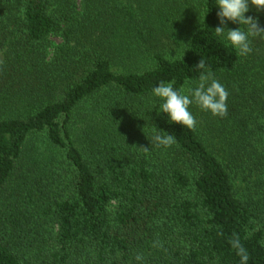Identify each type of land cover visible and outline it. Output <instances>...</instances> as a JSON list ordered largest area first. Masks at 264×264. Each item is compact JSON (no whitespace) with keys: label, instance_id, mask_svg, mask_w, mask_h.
<instances>
[{"label":"trees","instance_id":"1","mask_svg":"<svg viewBox=\"0 0 264 264\" xmlns=\"http://www.w3.org/2000/svg\"><path fill=\"white\" fill-rule=\"evenodd\" d=\"M219 11L0 0V264H240L234 234L264 264V38L239 56ZM200 59L228 115L191 105V131L157 115L152 90L195 87ZM158 131L177 142L156 147Z\"/></svg>","mask_w":264,"mask_h":264},{"label":"clouds","instance_id":"2","mask_svg":"<svg viewBox=\"0 0 264 264\" xmlns=\"http://www.w3.org/2000/svg\"><path fill=\"white\" fill-rule=\"evenodd\" d=\"M250 4L257 12L264 11V0H217L220 9L217 13L219 26L215 28L214 33L217 37L226 34V40L241 57H246L252 53V38H264V27L259 25L258 20L251 16L247 18L245 16V13L250 10ZM228 21L239 24L240 27L226 29ZM241 25L245 28H241ZM194 70L200 72L195 87L190 86L186 90L184 88L176 90L173 87V82H160L152 90V95L160 101L157 115L165 113L169 117V123L179 124L191 131H195L197 126L196 118L190 111L191 105L209 112L213 117L225 118L228 115L227 99L229 95L226 88L214 78L211 70L206 68L204 59H200ZM176 142L177 139L174 135L162 131H158L152 140L156 147L162 146L164 148L171 147ZM140 149L145 152L150 150L143 146ZM229 243L240 257V264H248L249 254L239 236L234 234ZM152 246L162 249L163 243L157 240ZM135 259L143 264L144 256L137 254Z\"/></svg>","mask_w":264,"mask_h":264}]
</instances>
